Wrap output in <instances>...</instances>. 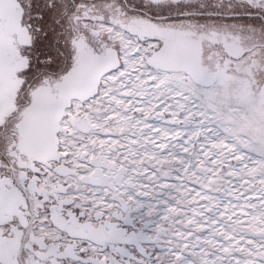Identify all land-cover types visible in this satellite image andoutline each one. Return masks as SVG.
I'll return each instance as SVG.
<instances>
[{
    "label": "snow or ice",
    "instance_id": "1",
    "mask_svg": "<svg viewBox=\"0 0 264 264\" xmlns=\"http://www.w3.org/2000/svg\"><path fill=\"white\" fill-rule=\"evenodd\" d=\"M0 264H264V0H0Z\"/></svg>",
    "mask_w": 264,
    "mask_h": 264
}]
</instances>
